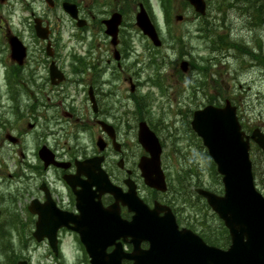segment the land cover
Segmentation results:
<instances>
[{
  "label": "flooded vegetation",
  "instance_id": "obj_1",
  "mask_svg": "<svg viewBox=\"0 0 264 264\" xmlns=\"http://www.w3.org/2000/svg\"><path fill=\"white\" fill-rule=\"evenodd\" d=\"M64 1L67 0H54L51 9H61ZM74 2L79 17L87 22L78 28L75 21L66 17L74 29L70 39L75 40L80 49L70 54L73 62L67 67L59 54L60 48L65 46L64 39L60 31L54 29L51 10L36 11L34 0L0 1V215L1 211L10 208L9 205L19 206L18 215L14 210L15 214L8 213L4 216L5 221L0 222V235L8 236L13 231L8 230V223L12 221L16 224L14 234L29 238L33 244L38 220H50L47 231L55 230L53 242L58 253L83 251L77 235L69 229L72 224L67 222L69 217L78 218L75 192H86L85 198L91 204L100 203L103 208L114 203L113 196L100 193L95 184L85 187L86 181L90 185V182L97 183L98 179L102 184L100 189L110 183L121 193L128 191L130 186L134 187L137 195L150 207L154 202L171 204L167 193L144 188L139 170L140 160L149 156L138 142L141 123L145 122L161 141V164L165 156L167 142H162L159 127L151 123L148 93L143 91L149 86H163L165 75L157 73L156 78H149L148 73H141L142 69L137 68L138 73L132 71L133 65L129 64L132 54L129 31L132 26L123 27V23L115 46L110 47V54L98 55L89 41L93 30L104 33L103 19L91 23L84 16L81 2ZM86 13L90 19L95 18L89 11ZM37 22L45 30H50L47 41L36 38ZM103 36L110 43L105 33ZM12 37L25 47L26 56L20 63L10 55ZM143 39L148 46L149 41ZM253 39L250 37L249 41ZM225 49L217 46L215 51L220 58L225 57ZM240 49L245 53L243 44ZM248 50L247 47L249 56ZM252 52L254 55L255 50ZM193 60L205 65L204 68L195 67L192 75L194 112L212 104L214 98L208 90L197 101L196 84L200 82L196 76L203 74L209 63L198 58ZM52 63L62 72L60 79L50 73ZM206 83L205 78L204 85ZM170 98L175 101V93ZM243 98L232 99L242 128L245 121L241 113ZM118 208L121 218L130 220L132 213L120 202ZM64 223L66 226H62ZM69 234L72 237L70 242L66 239ZM124 240L128 241V238L119 240L121 247L125 254L130 253L133 247ZM40 244L49 246L46 238ZM140 247L146 249L148 243L142 242ZM113 249L114 246H108L106 252ZM121 264L132 262L122 259Z\"/></svg>",
  "mask_w": 264,
  "mask_h": 264
},
{
  "label": "rangeland",
  "instance_id": "obj_2",
  "mask_svg": "<svg viewBox=\"0 0 264 264\" xmlns=\"http://www.w3.org/2000/svg\"><path fill=\"white\" fill-rule=\"evenodd\" d=\"M79 1L83 7L84 16L89 18L91 23L96 21L95 18H107L114 11L119 13L122 11L125 16L123 27L132 26L129 31L131 38L128 36L131 43L130 51L132 52L129 64L133 65L132 71L138 73V69H142L141 73H148L151 77H155L157 73H160L161 76L165 75L164 88L163 86L161 88L149 86L143 91L148 93L150 108L148 116L152 121L151 123L159 127L162 140L167 142L163 161L166 167L169 191L180 187L182 184L184 185V193H188L192 197L191 205L188 203L186 207H183V210L179 208V211L183 213L180 218L189 217V219H192L194 210L201 208L204 202L196 199L194 189L197 187L210 190L221 189L218 179L212 176L211 164L205 155L204 148L201 147V143L193 137L192 132H189L188 129V119L191 110L194 109L192 99L194 94L192 92L195 86L192 75L195 72V67L197 69L200 66L205 67L201 62L196 63L193 59H199L201 56L209 57L205 62L209 63V67L204 69L203 74L196 76L200 82L198 85L196 84V91L199 94L197 101L202 99L204 93H207L208 90L211 91L213 96L225 98L233 94L231 91L232 86H235L236 89L241 86L243 91L241 90L239 93L245 97L243 98L245 102L242 101L241 110H245L243 114L247 128L254 127L257 124L264 129V68L257 62L250 61L248 56L241 55L236 49H228L226 56L221 58L216 53H210L206 46L209 47L208 39L212 37L210 35L208 39L199 37L201 33L197 29L201 19H195V13L191 7L183 3L182 0H148L147 3L144 0ZM216 1L218 0H207L206 12L210 17L208 20L202 21V24L207 22L211 35L214 38L220 34L228 36L232 43H236L238 37L244 38V41L247 42L248 36H253V38L260 39L264 52V26L255 33L250 34L247 32L248 35L243 22L239 20L237 11L235 10L234 13L230 9L234 0H221L231 3L230 6H226V3L221 6L225 8L222 10L225 14L221 21L220 15L216 11ZM242 1V6H245V0ZM262 1L264 2V0ZM138 3H143L146 6L148 14H151L149 7L154 8L155 16L151 14L149 17L154 22L158 37L162 42L160 48L152 47L151 43L146 46V41L134 27V17L138 11ZM33 7L36 11L47 12L42 0H34ZM59 11L60 9H56L55 12H51L52 18H54L53 26L55 30L60 31L64 39L65 46L60 48L59 54L64 64L69 67L73 62L70 54L77 53L78 44L75 40L70 39L74 29H72L69 20ZM87 11L95 17L93 20L90 19V15L86 13ZM177 16L182 17L181 20H175ZM219 22L224 23L222 28L218 27L217 23ZM240 28H243L241 32H239ZM90 37V45L97 49L98 55L105 57L110 54L111 45L108 40H105L101 30H93ZM172 37L178 39V43ZM30 46L36 50L34 44L30 43ZM78 50L80 49L78 48ZM135 59H138V61H135ZM181 61L188 62L184 71L179 68ZM245 63L251 65L252 68H245ZM197 73L201 72L197 71ZM205 78L207 83L204 85ZM172 93H175V101L170 98ZM166 99L168 102H166ZM157 111L158 114L155 113ZM176 137L178 142H176ZM176 145L179 148L178 152L176 151ZM254 158L257 162V188L264 195L263 157L258 153ZM9 206V209L1 211L0 222L5 221L4 216H7L8 213L15 214L14 210L16 215L19 214V206L16 204ZM205 213L207 214V211ZM196 219L201 220V216H197ZM205 220L210 223L212 218L207 215ZM8 224L10 225L8 230L14 231H10L2 242L0 237V264H14L19 256H29L34 259L35 255H39V250L36 253L32 247L22 249L19 241L28 242L29 239L14 234L16 230L15 223L9 221ZM214 229V235L220 237L221 228L218 222ZM76 256L77 254L68 253V258H65L66 263H76Z\"/></svg>",
  "mask_w": 264,
  "mask_h": 264
},
{
  "label": "water",
  "instance_id": "obj_3",
  "mask_svg": "<svg viewBox=\"0 0 264 264\" xmlns=\"http://www.w3.org/2000/svg\"><path fill=\"white\" fill-rule=\"evenodd\" d=\"M185 1L195 12L204 14V0ZM64 9L72 18H77L75 5L64 4ZM120 19L119 14H113L106 21V33L113 39ZM136 24L155 45L160 44L154 27L143 10L136 15ZM12 54L19 61L24 56L22 48H13V45ZM190 125L201 138L221 176V196L200 189L197 192L206 199L209 207L228 229V248L223 250L207 246L190 230L179 231L167 207L154 206L149 209L135 194L128 204L129 209L134 212L132 220L121 227L119 221L108 219L104 217L105 212H99L95 238L101 240L110 229L113 231V226H110L112 220L119 231H127L128 236L134 239V244L135 240L137 243L148 241L149 248L139 251L135 264H264V197L255 188L248 153L251 138L264 154V134L255 130L250 136L245 135L240 130L234 108L229 104L218 109L208 106L195 112ZM144 135L146 134L140 135L139 141L150 151L152 162L151 159L147 163L141 162L142 176L148 186L163 190L159 171V145L152 134H148L150 139L143 137ZM161 212H164V216L159 217ZM107 215L110 216L109 213Z\"/></svg>",
  "mask_w": 264,
  "mask_h": 264
},
{
  "label": "trees",
  "instance_id": "obj_4",
  "mask_svg": "<svg viewBox=\"0 0 264 264\" xmlns=\"http://www.w3.org/2000/svg\"><path fill=\"white\" fill-rule=\"evenodd\" d=\"M225 1H221V0L216 1V6H217L216 10H217L218 14L220 15L219 18L221 21L223 20V17L225 14L222 11L225 8H222L221 6L224 3H226ZM225 5L230 6L231 3L227 2ZM233 5H234L235 10L237 12L242 13L243 16H245V13L247 14L246 21L247 22L250 21L249 25H253L251 28H255L253 30H257V29L263 27V25H264V2L262 0H245V6H242L240 0H234ZM233 5H231V6H233ZM202 19H204V18H202ZM217 25L219 28H222L224 23L219 22V23H217ZM244 25H245V23H243V26ZM202 27H203V30L208 31V26L205 28L202 25ZM253 30H250V31H253ZM205 31H204V33H206ZM217 36H218L219 42H221L222 39L225 40L224 36H222L221 34L217 35ZM217 36L213 39V42H215L214 45H217V42H216ZM226 44L230 48L234 47L236 50L239 51L237 45L235 43H232L229 38H228V43H226ZM258 50H259L258 56H256V55L254 56L253 54H250V56L253 60L257 61L261 67L264 68V55H263V51H262L260 44L258 45ZM211 170H212V176L216 177L218 179V177L216 176V173L214 171V167L212 165H211ZM253 172H254V176H256V178H257V173L255 172V168H254ZM179 190H180L181 201H183L181 204V207H184L186 203H190L191 197L189 196L188 193H184L183 187H181ZM213 191H216V190H213ZM196 199L199 200L198 197H196ZM202 206H203V209L198 208L197 214L196 213L194 214L198 217L201 216V220L195 219L196 224H194L192 222H191V224L196 225V227L194 226V228L199 231L200 235L208 243L214 244V245H219L220 247H226L229 244V237L227 236L226 231H225L222 239H218L217 237L214 236V229L213 228H215V226H216L215 225L216 219L209 212L205 203H203ZM206 211H207V214L205 213ZM207 215H209L212 218L210 223L205 220ZM186 222L190 223L189 220H186Z\"/></svg>",
  "mask_w": 264,
  "mask_h": 264
},
{
  "label": "bare ground",
  "instance_id": "obj_5",
  "mask_svg": "<svg viewBox=\"0 0 264 264\" xmlns=\"http://www.w3.org/2000/svg\"><path fill=\"white\" fill-rule=\"evenodd\" d=\"M230 9H232V11L235 13V8H234V6H230Z\"/></svg>",
  "mask_w": 264,
  "mask_h": 264
}]
</instances>
